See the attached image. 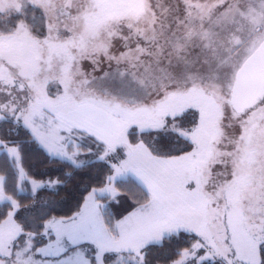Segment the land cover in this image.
<instances>
[{"label": "snow or ice", "instance_id": "snow-or-ice-1", "mask_svg": "<svg viewBox=\"0 0 264 264\" xmlns=\"http://www.w3.org/2000/svg\"><path fill=\"white\" fill-rule=\"evenodd\" d=\"M21 126L66 178L106 169L42 232L38 193L63 181L28 174ZM0 155V264H151L183 234L171 264H264V0H0ZM121 195L135 207L112 223L101 201Z\"/></svg>", "mask_w": 264, "mask_h": 264}, {"label": "trees", "instance_id": "trees-1", "mask_svg": "<svg viewBox=\"0 0 264 264\" xmlns=\"http://www.w3.org/2000/svg\"><path fill=\"white\" fill-rule=\"evenodd\" d=\"M193 113L198 118V113ZM191 119V116H189ZM22 123V122H21ZM5 127H7L5 125ZM30 133L24 129L22 126L20 127L18 133H13L12 138L15 140H19L23 144V155H24V167L28 174L37 179V180H49V179H60L63 181V184L58 186L56 191L51 190H40L36 199L37 210L36 213L45 211L44 208L40 207V204L43 200L51 201L50 205L47 208V214L43 217V219L35 221L36 224L41 225V227H34L33 222L30 220L29 223L25 226V231H36L42 232V224L43 221L55 216V217H68L71 216L74 212H76L80 205L83 203L84 197L87 196L88 191L91 190L93 186H100V183L103 179V171L100 170V165L97 164L93 167H86L77 171L71 178H66L65 173L71 171L66 165L62 164L58 160L49 159L43 150L39 149L38 145L35 143H29ZM130 139L135 142L136 137H130ZM188 150V149H185ZM179 154V153H173ZM86 159H94V157H86ZM99 172V175H98ZM5 174L4 169V157L0 155V175ZM12 179H9V185L12 183ZM30 188V186H29ZM27 197L21 198L20 202L22 205H30L32 204V197L30 195ZM135 207L133 199L130 195H121L118 197L117 201H112L109 205H107L108 212L111 213L112 223L116 221V219L121 218L127 212L132 210ZM9 211V208L3 204H0V212L4 214ZM25 215L24 212H20L16 219L21 221V218ZM3 217L0 216V219ZM46 236H37L34 239L35 246L42 245L46 242ZM192 242V237H189L187 234H183L182 238L179 241H173L171 244L168 241L164 242L163 247H152L149 249V259L151 260V264H171V260L176 259L177 257L174 255V252L177 249H183L184 247L190 246ZM170 254L168 259H164V254ZM107 259L105 261L114 260L115 256L112 254H108ZM91 259H94L93 256ZM94 261V260H93Z\"/></svg>", "mask_w": 264, "mask_h": 264}, {"label": "rangeland", "instance_id": "rangeland-1", "mask_svg": "<svg viewBox=\"0 0 264 264\" xmlns=\"http://www.w3.org/2000/svg\"><path fill=\"white\" fill-rule=\"evenodd\" d=\"M83 69H84V71H86V72H89V73H92L93 75H95V76H97V77H99V76H101V75H103V72L104 71H107L108 70V65H107V62H104L103 64H102V66L99 68V69H97L95 72H93V66H92V64H91V62L90 61H84L83 62ZM50 90H51V92L52 93H55V91H56V87H55V85H51L50 86ZM86 157H88V156H85V155H82L81 156V159H86ZM29 186H30V188H29ZM25 187L28 189V191H30V189H31V185L30 184H26L25 185ZM117 200H118V198H117ZM112 201H114V200H110V201H101L102 203H106V205H109ZM133 210V209H132ZM132 210H130L129 212H131ZM128 213V212H127ZM127 213L125 214V215H127ZM124 215V216H125ZM123 217V216H122ZM121 217V218H122ZM57 218H61V217H57ZM121 218H119V219H121ZM119 219H116V220H119ZM114 223H115V221H114ZM47 237V239H46V242L44 243V244H42V245H39V246H35V248H41V247H44L50 240H52V241H54L55 240V233H53L50 237L49 236H46ZM17 243H19V244H22L23 243V240H18L17 241ZM80 247L82 248V249H84L85 250V255H86V257H89L90 258V256L92 257L93 256V258H94V255H95V245H93V244H91L90 242H83L81 245H80ZM74 250V249H73ZM200 255H203V252L201 251L200 253H199ZM108 254H105V259H107V256ZM113 255V254H112ZM37 260H39V259H41V256L39 255V254H37L36 255V257H35ZM115 258V257H114ZM94 260V259H93ZM115 260V259H114ZM114 260H110V261H105L104 260V264H113V261Z\"/></svg>", "mask_w": 264, "mask_h": 264}]
</instances>
